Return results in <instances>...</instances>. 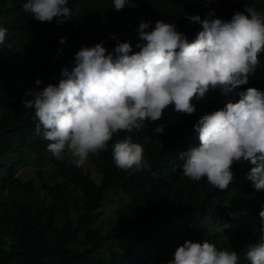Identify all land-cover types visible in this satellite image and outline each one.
<instances>
[{
    "label": "trees",
    "instance_id": "16d2710c",
    "mask_svg": "<svg viewBox=\"0 0 264 264\" xmlns=\"http://www.w3.org/2000/svg\"><path fill=\"white\" fill-rule=\"evenodd\" d=\"M242 1L264 12V0ZM26 2L0 0V26L8 30L0 45V264H168L185 242L179 243L178 236L185 226L194 242L207 240L220 250H234L238 264H251L245 259L247 246L264 236L259 216L264 190L257 191L247 178L254 165L235 164L234 180L221 191L206 178L196 182L185 177L179 154L199 145L194 125L204 114L229 99L238 101L248 88L264 91V51L249 82L227 96L219 87L210 89L203 98H193L196 111L191 115L170 106L162 119L139 131L119 133L116 138L131 136L144 147L151 168L132 174L117 168L109 142L108 151L89 158L102 174L97 183L84 166L77 168L67 158L54 160L47 151L49 141L36 135L34 111L22 103L32 98L26 94L36 88V79H42L41 89L58 84L62 69L73 67L75 54L101 41L110 52L117 41L131 42L133 51H139L141 22H151L149 31L158 20L175 24L191 42L203 29L187 17L215 16L204 0H133L135 7L120 11L113 0H68L73 18L47 23L24 12ZM229 8L225 20L245 7L229 2ZM159 126L163 133L155 132ZM34 161L41 167L53 162L49 179L46 171L38 170L39 188L20 177L25 165ZM112 191L125 198L114 211L111 229L92 228ZM112 241L103 252L101 247Z\"/></svg>",
    "mask_w": 264,
    "mask_h": 264
},
{
    "label": "clouds",
    "instance_id": "9594fccd",
    "mask_svg": "<svg viewBox=\"0 0 264 264\" xmlns=\"http://www.w3.org/2000/svg\"><path fill=\"white\" fill-rule=\"evenodd\" d=\"M213 3L215 0H205ZM68 0H27L23 11L38 22L63 23L73 18ZM135 7L133 0H113L116 11ZM78 11V9H77ZM202 25L195 40L178 31L175 24L158 20L141 22L137 29L139 51L131 42H119L110 52L103 41L82 47L64 67L58 84L36 79V88L22 101L34 111L36 135L49 141L47 151L57 160L68 159L77 168L90 156L108 151L117 168L140 172L151 166L144 147L132 137L116 138L121 132L141 130L146 123L162 119L174 106L177 112L193 114V98H203L214 88L225 96L247 84L259 67L258 54L264 51V12L245 3L230 20L188 16ZM7 28L0 26V45L6 42ZM116 39V34H113ZM62 38L60 43H64ZM8 44L7 48L11 49ZM199 145L179 154L183 175L192 181L203 178L224 191L235 178L237 163L254 165L247 178L257 191L264 190V91L248 88L239 100L229 99L223 107L204 114L194 125ZM163 126L155 129L163 133ZM264 222V208L259 213ZM229 227V225H224ZM223 231V228L220 227ZM264 231V229H262ZM245 259L264 264V236L249 244ZM236 251L220 250L205 240H186L178 246L168 264H238Z\"/></svg>",
    "mask_w": 264,
    "mask_h": 264
},
{
    "label": "rangeland",
    "instance_id": "374dc122",
    "mask_svg": "<svg viewBox=\"0 0 264 264\" xmlns=\"http://www.w3.org/2000/svg\"><path fill=\"white\" fill-rule=\"evenodd\" d=\"M229 2H236L245 7V3H243L242 0H215V2L213 3H206V2L205 3L211 8L212 13L214 14L215 18L224 19L227 12L231 11L229 8ZM53 159L56 160L55 158ZM52 166H53V162L51 161H48L45 167H41L40 164H38L36 161H34V163L31 162L25 165V167L21 170L20 177L24 182H28L29 180H32L36 188H39L40 181L38 177V170L46 171L47 177L49 179L50 175L53 172ZM84 167L90 171L92 178L97 183H99L102 177V174L95 169V165L92 163L91 159L87 161ZM124 198H125V195H122L119 191H112L108 195V198L106 202L104 203L102 214L98 215L95 222L92 223L91 225L92 228L94 229L99 228L103 232H108L111 229L112 221L115 219L114 211L118 207V205L124 200ZM206 225L208 227H211L216 232V230L212 227L213 225L211 222H208ZM178 236H179V243L189 240V239H191L194 242V237L186 226L183 227L180 232H178ZM113 244H114L113 241L110 243L104 244L101 247V250L107 253L108 247Z\"/></svg>",
    "mask_w": 264,
    "mask_h": 264
},
{
    "label": "bare ground",
    "instance_id": "6f19581e",
    "mask_svg": "<svg viewBox=\"0 0 264 264\" xmlns=\"http://www.w3.org/2000/svg\"><path fill=\"white\" fill-rule=\"evenodd\" d=\"M21 2V1H20ZM1 18V17H0ZM1 24V23H0Z\"/></svg>",
    "mask_w": 264,
    "mask_h": 264
}]
</instances>
